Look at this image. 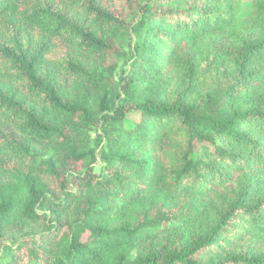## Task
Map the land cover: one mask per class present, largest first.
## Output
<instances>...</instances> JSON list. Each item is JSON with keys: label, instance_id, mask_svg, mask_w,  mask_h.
<instances>
[{"label": "trees", "instance_id": "1", "mask_svg": "<svg viewBox=\"0 0 264 264\" xmlns=\"http://www.w3.org/2000/svg\"><path fill=\"white\" fill-rule=\"evenodd\" d=\"M0 264H264V0H0Z\"/></svg>", "mask_w": 264, "mask_h": 264}, {"label": "rangeland", "instance_id": "2", "mask_svg": "<svg viewBox=\"0 0 264 264\" xmlns=\"http://www.w3.org/2000/svg\"><path fill=\"white\" fill-rule=\"evenodd\" d=\"M120 5H121V6H119V8L125 6L123 3H120ZM125 10H126V12H124V15H125V17H127V21H128V22H132V21H133V18L135 17V15L133 14V12H129V8H128V7H125ZM128 13H129V14H128ZM112 61H116V57H115ZM118 62H119V64H120V68H119V70H120V69L123 67L124 61H123L122 58H120V59L118 60ZM137 116H138V115H132V116L130 117V120L132 121L133 119L137 118ZM99 169H101V168H99Z\"/></svg>", "mask_w": 264, "mask_h": 264}]
</instances>
